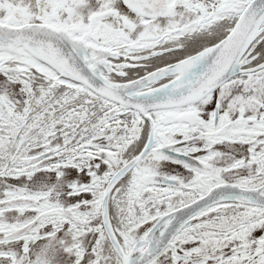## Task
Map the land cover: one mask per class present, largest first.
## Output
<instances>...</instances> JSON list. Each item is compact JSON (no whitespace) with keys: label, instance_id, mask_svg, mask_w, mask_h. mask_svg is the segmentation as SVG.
Segmentation results:
<instances>
[{"label":"snow or ice","instance_id":"6c2138e0","mask_svg":"<svg viewBox=\"0 0 264 264\" xmlns=\"http://www.w3.org/2000/svg\"><path fill=\"white\" fill-rule=\"evenodd\" d=\"M0 264H264V0H0Z\"/></svg>","mask_w":264,"mask_h":264}]
</instances>
